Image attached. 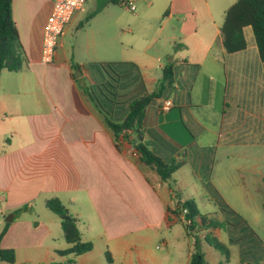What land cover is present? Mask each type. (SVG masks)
Here are the masks:
<instances>
[{
	"label": "crops",
	"instance_id": "obj_1",
	"mask_svg": "<svg viewBox=\"0 0 264 264\" xmlns=\"http://www.w3.org/2000/svg\"><path fill=\"white\" fill-rule=\"evenodd\" d=\"M204 1L201 10L194 0H183L187 10L178 6L180 23L174 25L170 40L163 42L166 48L161 49L157 39L140 49L130 44L115 61L135 64L148 93L156 92L164 70L171 72L170 88L144 110L141 139L163 163L183 161L166 183L140 162L132 147L123 143L122 150H116L111 134L84 97L88 88L107 79L99 63L114 62L91 58L89 47L80 56L75 44L68 46L66 35L84 7L65 27L52 62L44 64L63 78L61 86L52 87L45 84L46 71L40 63L51 0H11V15L25 56L19 72L0 73V234L6 228L0 248L13 250L12 264L56 262L50 247H44L40 257L32 258V254L42 249L34 240L36 233L50 235L54 226L51 215L45 213L50 212L45 201H62L61 197L74 209L71 213L78 223L82 212L91 213L106 242V252L93 255L91 250L78 256L75 264H189L193 236L203 238L210 233L216 238L221 230L193 231L188 236L174 215L178 202H195L192 193L198 192L216 208L204 215L224 221L220 208L227 204L218 185L228 180L255 181V173L262 182L264 172H255V151L264 150V64L254 36L245 40L243 51L228 54L223 48V15L236 0ZM209 1L219 10L220 22ZM172 17L169 13L168 19ZM154 47L163 59L149 55ZM155 69L161 71L159 78L151 75ZM76 70L78 78L73 76ZM166 101L171 107L162 111ZM236 157L251 158L254 163L231 166L229 161ZM221 160L225 164L218 169ZM234 173L238 174L235 178L229 177ZM181 187L188 194L181 193ZM82 199L84 205L79 203ZM10 214L12 222L5 223ZM230 239V246L239 243ZM154 241L157 245L152 248ZM240 257L239 264L245 263L242 250ZM61 258L65 260L57 264L69 260Z\"/></svg>",
	"mask_w": 264,
	"mask_h": 264
},
{
	"label": "rangeland",
	"instance_id": "obj_2",
	"mask_svg": "<svg viewBox=\"0 0 264 264\" xmlns=\"http://www.w3.org/2000/svg\"><path fill=\"white\" fill-rule=\"evenodd\" d=\"M182 2L183 0H135V11L130 12L120 5L119 0H88L84 6L85 10L79 12L74 25L66 35L67 44L68 46L75 44L78 49L76 52L80 56H85L82 53L83 49L89 47L88 54L91 55V58H111L114 62L123 56L122 49L130 44L140 49L151 44L154 39H157V45H160L161 49L162 47L164 49L166 47L163 42L170 40L173 35L172 29L174 25L180 23V16L177 13L178 6L180 10L183 8L184 10L188 9L187 4H183ZM209 4L216 11L214 14L215 20L220 22V18L222 17L218 12L219 10H216L212 1H209ZM194 5L201 10L205 6V1L194 0ZM169 13L173 15L170 19H168ZM202 13L201 15H203ZM89 14L93 16L87 19ZM79 23L82 27H78ZM250 37H253L251 29L246 28L245 40L249 41ZM173 48L174 50H178L180 47L174 46ZM157 51L158 48L154 47L148 53L155 59H163L162 55ZM41 68L46 71L45 84L47 86L55 87L63 84L61 74L53 72L50 66H44V64H41ZM151 75L159 78L161 71L155 69ZM73 76L74 78H78L79 71H74ZM256 154L260 156L258 157ZM262 155H264L263 149L255 151V172H264V159L261 157ZM253 163L254 161L251 158L236 157L229 161L231 166L237 168L248 167ZM224 164V160L219 161L218 169H223ZM237 175L234 173L230 174L229 177L235 178ZM218 186L222 199L229 208L237 213V216L225 213L224 231L221 230L219 236L216 237L219 242L228 248L227 263H224V255L203 244L202 249L207 253L206 260L208 264H212V262H215V264H239L241 250L244 252L243 258L246 262L264 264V184L259 180L258 174L255 173V181L241 183L237 180H228ZM180 190L181 193L183 191L185 195L188 194V191H185L184 187H181ZM192 195L195 197V207L201 215L216 210L211 202L201 199L198 192L192 193ZM61 199L62 201L60 202L63 205L65 204L64 206L68 213L73 216L71 212H74V209L66 206L67 204L63 202L64 197H61ZM186 200L189 199L186 198ZM79 203L84 205V199L80 200ZM45 213L51 215L50 217L54 221V226L51 225L50 227L52 230L50 235L36 233L34 240L38 242L37 244L41 245L42 249L36 250L32 254V258L40 257L44 252V247L47 246L51 248V252L55 254L57 259L54 264L61 263L65 259L59 257L58 252L66 251L70 246L62 236L58 217L50 212ZM82 214L78 223L81 242H89L92 245L93 255L106 252V242L101 234L99 222L93 218L91 213L82 212ZM239 219H242L245 224H237ZM37 221L39 222V220ZM228 238L233 240L239 239V243L230 246ZM156 245L157 241H154L152 248ZM53 254L52 256L54 257ZM65 258L71 259L72 257L71 255H67ZM20 261H22V257H19ZM32 264H37V261L35 260Z\"/></svg>",
	"mask_w": 264,
	"mask_h": 264
},
{
	"label": "trees",
	"instance_id": "obj_3",
	"mask_svg": "<svg viewBox=\"0 0 264 264\" xmlns=\"http://www.w3.org/2000/svg\"><path fill=\"white\" fill-rule=\"evenodd\" d=\"M246 27L250 28L253 33L259 59L264 64V0H236L225 10L220 34L226 53H237L246 48L243 36V29ZM24 59L18 32L11 15V0H0V73L2 70L19 72ZM99 65L105 70L107 79L95 85L94 88H88L84 92L85 99L99 117L103 127L111 134L116 150L121 151L120 145L123 143L132 147L139 155L140 162L153 170L162 182L168 183L173 174L183 165V161L172 159L163 163L142 145L141 139L144 110L154 98L159 97L163 90L170 88L173 82L171 72L164 70L156 92L148 93L143 87L140 69L135 64L108 62L99 63ZM181 125L187 131L184 125ZM262 182L264 184V177ZM178 204L179 207L174 215L188 236H193V231L224 230V221L201 215L192 200L179 201ZM45 207L58 217L63 238L70 246L66 251L58 252L59 257L71 255L72 258L63 264H75V259L90 252L92 245L89 242H81L77 226L78 219L71 216L58 199L46 200ZM182 209H186L187 224L179 219V212ZM220 210L223 213L237 216V213L227 205L221 207ZM237 224H245V222L239 219ZM5 230L6 228L0 237ZM193 238L194 252L190 256L189 264H207L202 250L203 242L228 259L227 247L210 236V233H206L203 238L198 236H193ZM238 241L239 239H236L234 242ZM105 257L109 262L108 253ZM0 262L12 264L14 262L13 250L0 248Z\"/></svg>",
	"mask_w": 264,
	"mask_h": 264
},
{
	"label": "built area",
	"instance_id": "obj_4",
	"mask_svg": "<svg viewBox=\"0 0 264 264\" xmlns=\"http://www.w3.org/2000/svg\"><path fill=\"white\" fill-rule=\"evenodd\" d=\"M86 0H51L52 6L42 31V41L40 50V63L50 64L53 60L54 51L59 43V39L64 33L76 12L82 11ZM121 6L128 11H135V0H119ZM171 107V102L166 101L162 106V111H167ZM186 209L179 212L181 222L187 224L185 219Z\"/></svg>",
	"mask_w": 264,
	"mask_h": 264
},
{
	"label": "water",
	"instance_id": "obj_5",
	"mask_svg": "<svg viewBox=\"0 0 264 264\" xmlns=\"http://www.w3.org/2000/svg\"><path fill=\"white\" fill-rule=\"evenodd\" d=\"M12 216H13V215H11V214H10V215H7V216L5 217V219H4V222H5V223H11V222H12Z\"/></svg>",
	"mask_w": 264,
	"mask_h": 264
}]
</instances>
